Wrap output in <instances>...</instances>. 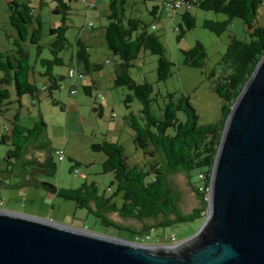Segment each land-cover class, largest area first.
<instances>
[{
	"label": "rangeland",
	"instance_id": "1",
	"mask_svg": "<svg viewBox=\"0 0 264 264\" xmlns=\"http://www.w3.org/2000/svg\"><path fill=\"white\" fill-rule=\"evenodd\" d=\"M9 1L0 0V52L13 54L18 35L9 21ZM17 1L29 3L36 18L41 20V58L53 59L49 45L55 40V35L51 33V29L62 25L63 18L62 14L53 12L56 3L53 0ZM89 1L84 3L83 0H66L71 7L65 21L68 43L66 49L58 55L62 58V64L53 66V74L60 78V88L53 91L52 96L47 89L50 86L48 78L41 75L44 67L37 55V45L31 43L30 36L22 43L32 66L30 81L37 87V92L35 95L20 96L14 85L7 86L10 96L0 104V138L3 133L9 134L7 128L10 130L13 127L15 117L21 125L28 128L34 127L42 118L46 123L47 152L54 157L57 173L51 176L35 165H30V168L39 170L34 172L36 179L69 189L79 188L84 183H95L100 195L112 197L121 205V195H115L117 185L114 173L103 170L106 156L93 151L91 146L104 141L122 145L130 167L139 166L145 169L156 160L136 147L135 132L128 125V116L131 113L141 120L142 105L137 100H132L127 105L125 100L132 94L131 91L126 87L115 86V72L121 60L106 45L105 28L109 24V0H95L96 7L87 9L86 4ZM182 1L195 0H126L124 19L136 18L148 25L149 31L160 37L168 58L174 63L171 77L166 81H159L158 56L142 50L132 62L129 71L136 82H148L153 86L158 102L154 101L152 107L157 114H160L159 107H163L168 94H174L175 99L184 95L190 98L201 125H214L219 128L224 118L223 106L226 102L213 90L215 78L227 68L223 58L232 39L249 41L250 36L241 19L230 20L226 30L218 35L207 28L205 23L229 20L225 14L201 10L190 2L191 8L188 10L174 11L169 7ZM155 6L158 9L153 13ZM186 11L195 18V27L182 34V29L186 28L182 14ZM90 23L93 27L89 26ZM258 24L264 26V6L259 9ZM79 39L88 49L91 67L102 65L100 69L91 68L88 71L76 58ZM198 42L204 46L207 58L201 67H192L185 63L183 51L192 49ZM70 70L81 71L84 79H70ZM1 78L0 73V80ZM86 85L91 87V94L85 92ZM72 90H75L74 94ZM113 114L116 115L115 118ZM168 134H174V130L170 129ZM13 149L10 143H0V179L3 182L0 184V209L128 241L135 237L134 242L148 245H171V235L178 242L185 240L200 229L207 216L206 212L203 221L153 228L147 234L150 239H145L146 234L133 236L129 231L105 227L92 213L78 207L74 201L53 195L32 184H25L23 171L9 164L8 152ZM56 151L64 152L63 162L57 159ZM45 157V153L33 148L26 154V158L30 160L44 161ZM11 161L17 164L15 158ZM169 181L181 194V209L184 213H190L198 206L187 175H173ZM108 217L138 230L144 226L135 219H126L117 213L108 214ZM146 223L153 225L156 221L147 220Z\"/></svg>",
	"mask_w": 264,
	"mask_h": 264
},
{
	"label": "trees",
	"instance_id": "2",
	"mask_svg": "<svg viewBox=\"0 0 264 264\" xmlns=\"http://www.w3.org/2000/svg\"><path fill=\"white\" fill-rule=\"evenodd\" d=\"M56 3L53 10L62 14V25L51 29L55 40L50 43L53 59L41 58L43 36L42 23L36 18L29 3L11 0L8 2L9 21L15 29L18 39L15 42L16 50L13 54L0 52V104L9 98L7 86L14 85L17 93L35 95L37 87L30 81L32 66L28 61V54L23 47L30 36L32 44L37 45V55L44 67L41 75L47 77L50 86V96L60 88V78L56 77L53 66L62 64L58 55L67 47V20L71 7L66 0H53ZM72 1V0H69ZM126 0H109V24L105 28V40L108 49L121 60L115 72V86L126 87L131 91L125 103L137 100L142 105L141 120L134 114L128 116V125L135 132L134 143L137 148L144 150L156 161L148 168L139 166L130 167L125 158L122 145L109 141L93 144L92 150L106 156L103 163L104 172H113L117 191L121 195L122 204L118 205L112 197L106 198L99 194L95 183H84L79 188H59L49 182H40L34 172L43 170L51 176L56 175L57 165L52 154L48 153L46 139V123L41 118L34 127L21 125L17 117L13 120V127L9 134L3 133L0 143H10L14 149L8 152L9 164L20 168L25 174V184H32L47 192L74 201L78 207L87 209L105 227H115L118 230L129 231L133 236L148 234L153 228H168L179 224L203 221L208 211V201L198 188V175L204 173L206 189H210L211 175L216 154L221 142L225 121L231 107L242 92L246 82L251 77L256 65L264 55V26L258 24L259 9L264 6V0H195L189 1L204 11H213L228 16L224 22L207 21L205 26L218 35L224 32L229 21L238 18L247 27L249 41L233 38L227 54L223 58L226 69L215 78L213 90L226 104L223 106L224 118L220 127L201 125L199 115L188 96L175 99L174 94H168L161 111L157 114L152 107L158 97L154 96V88L148 82L138 83L131 74L130 67L142 50H148L158 56V80H168L173 72L174 63L168 58L164 43L154 32H150L148 25L139 19H124V4ZM157 6L153 13H156ZM185 29L182 34L195 27V18L186 11L182 14ZM76 58L84 64L86 70H91L87 47L79 39ZM185 63L192 67H201L207 53L201 43L192 49L183 51ZM102 65L93 66L100 69ZM81 72V71H80ZM214 77V74L212 75ZM86 93L91 94V87L84 86ZM170 129L174 134H168ZM33 148L46 154L44 161L30 160L26 154ZM15 158L17 164L11 160ZM35 165L36 168H30ZM185 174L190 179V186L195 194L198 206L190 213L181 209V194L175 189L169 178L173 175ZM0 179V184H2ZM117 213L123 218L135 219L144 224L138 230L119 224L108 217V214ZM147 220L156 223L148 225ZM135 241V237L132 240Z\"/></svg>",
	"mask_w": 264,
	"mask_h": 264
},
{
	"label": "water",
	"instance_id": "3",
	"mask_svg": "<svg viewBox=\"0 0 264 264\" xmlns=\"http://www.w3.org/2000/svg\"><path fill=\"white\" fill-rule=\"evenodd\" d=\"M210 183L200 229L174 245L0 209V264H264V55L225 120Z\"/></svg>",
	"mask_w": 264,
	"mask_h": 264
},
{
	"label": "built area",
	"instance_id": "4",
	"mask_svg": "<svg viewBox=\"0 0 264 264\" xmlns=\"http://www.w3.org/2000/svg\"><path fill=\"white\" fill-rule=\"evenodd\" d=\"M84 3H86V0H83ZM87 9H93L95 8V0H90L89 3L86 4ZM170 8H172L174 11L183 10V9H190L191 6H189V1H182L181 3H175L173 5H169ZM90 27H93V24H89ZM69 78L70 79H84V74L80 72L79 70H70L69 72ZM73 94L75 93V90L71 91ZM101 99H103V96H101ZM113 117L115 118L116 115L113 114ZM3 132H5L2 129ZM7 131L10 130L7 128ZM57 159L61 162L65 160V154L63 151H56ZM198 188L199 191L205 196L206 201H209L210 199V193L211 189H206V184L204 183V173H200L198 175ZM138 239V238H137ZM145 239H150V236L146 234ZM171 245L177 244L178 241L176 240V237L174 235L170 236ZM137 243V242H136Z\"/></svg>",
	"mask_w": 264,
	"mask_h": 264
},
{
	"label": "crops",
	"instance_id": "5",
	"mask_svg": "<svg viewBox=\"0 0 264 264\" xmlns=\"http://www.w3.org/2000/svg\"><path fill=\"white\" fill-rule=\"evenodd\" d=\"M11 1V0H10ZM30 1H32V0H30ZM156 12H157V10H156ZM77 53V52H76ZM73 58H75V57H73ZM93 83H96V81H93ZM86 86H88V87H90L89 85H86ZM120 125H123L122 123H120Z\"/></svg>",
	"mask_w": 264,
	"mask_h": 264
},
{
	"label": "bare ground",
	"instance_id": "6",
	"mask_svg": "<svg viewBox=\"0 0 264 264\" xmlns=\"http://www.w3.org/2000/svg\"><path fill=\"white\" fill-rule=\"evenodd\" d=\"M211 184V183H210ZM210 189H211V185H210Z\"/></svg>",
	"mask_w": 264,
	"mask_h": 264
}]
</instances>
